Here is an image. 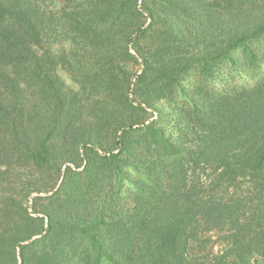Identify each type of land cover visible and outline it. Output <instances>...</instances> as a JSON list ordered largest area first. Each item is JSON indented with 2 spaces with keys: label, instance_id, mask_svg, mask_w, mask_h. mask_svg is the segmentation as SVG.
Here are the masks:
<instances>
[{
  "label": "trees",
  "instance_id": "obj_1",
  "mask_svg": "<svg viewBox=\"0 0 264 264\" xmlns=\"http://www.w3.org/2000/svg\"><path fill=\"white\" fill-rule=\"evenodd\" d=\"M150 1L155 15L143 26L138 0H63L60 16L54 0H0L2 204L14 202L15 165L35 174L20 196L52 191L31 201L46 217L43 232L28 226L26 209L1 229L0 264H264V77L222 116L224 103L210 102L198 133L197 106L182 108L179 143L165 141L156 105L190 67L211 71L264 38V0ZM51 36L64 44L56 54L46 47ZM179 40L192 51L177 56ZM244 52L254 67L261 53ZM57 66L77 89L57 77ZM147 107L156 118L146 123ZM183 160L212 173L193 198L185 187L193 168ZM126 169L135 171L127 205L113 185ZM237 178L253 183L247 199L255 206L242 204L236 187L227 196L225 182ZM218 228L229 249L199 262V235Z\"/></svg>",
  "mask_w": 264,
  "mask_h": 264
},
{
  "label": "rangeland",
  "instance_id": "obj_2",
  "mask_svg": "<svg viewBox=\"0 0 264 264\" xmlns=\"http://www.w3.org/2000/svg\"><path fill=\"white\" fill-rule=\"evenodd\" d=\"M145 0H138V6L141 7V16L142 21H144V25L150 24V18L149 13L155 15V4H153L150 0H146L145 3H147L145 6H143ZM63 0H54L53 2V8L55 10V13L57 16H60V9L62 8ZM159 6V3H158ZM225 6V4L221 5ZM212 8H217V6L213 5ZM152 9V10H151ZM184 41L187 40H179L176 43V47L181 50V54L177 56H183L187 52H191L192 48L186 49L183 47ZM46 46L48 50L54 54H56L61 49L64 44L61 43V41L58 38H54L51 36L50 41L47 43ZM245 47L251 48L255 52L261 53L260 55H257L255 66L253 64H249L248 60L246 58V54L244 52ZM130 52L132 54L135 53V51L131 48ZM233 60H225L223 62H219L214 66V68L211 71H202L200 64H196L189 69H187L185 72L182 73V76L178 80L177 84H172V90L173 94L170 99H162L156 103V105L159 107V110L161 112V124L159 126L163 127L162 135L165 137V141L168 143L177 141H181L182 137L184 136V130L186 123V119L184 116H181L179 113L181 112L182 108L188 109V107L191 106V110L195 106L196 109L195 112L192 113V115L195 118V122H193L192 126L194 129H192V133L195 131L200 132L202 128H200V123L203 122V119L200 116V111L205 110V108L208 107V104L212 102L213 100H220L222 103H224L222 111L218 114L222 116V114L228 110L227 109V102L230 101L231 98H233L235 95H238L239 91H241L243 88H249L253 86L258 80L263 79L264 77V38H261L257 40L254 43H246L244 47H238L233 52ZM133 61H128V66H132L131 70H136V72L140 73L141 66L138 64L132 65ZM56 75L57 77L70 89H77L78 85L73 80V78L68 74L66 70H63L60 66H57L56 69ZM177 107H180L177 109ZM122 113L124 111L120 109ZM226 113V112H225ZM126 114V113H124ZM108 115V114H107ZM106 117V116H105ZM108 118H112L108 115ZM146 123L155 120V113L151 112V108H146ZM197 122V123H196ZM109 123V122H108ZM110 130V129H109ZM179 131L181 132L179 134ZM109 133L103 132L98 135L99 138L103 142H105L107 139L110 138L108 135ZM168 143L165 142V144L168 145ZM185 167H187V171L190 169L192 170L193 167H188L187 164L184 162ZM82 165L80 166V168ZM5 166L1 167V169L5 170ZM33 169L32 166L29 164H21V165H15L14 169L17 172V175H21V179L17 178L14 180L12 184H10V188L8 190L13 191V200L14 202L11 204H2L3 202V196L0 194V231L6 230L8 220L10 218L16 219L17 211L22 212L24 209L29 213V215H32L34 217V221L30 222L28 225L29 227H34L36 229H42V232L44 228L46 227V217L45 215H42L40 212H36L34 209V206L31 205V201L34 197L37 195L40 196H46L50 194L52 191L49 190H42L41 192H35V191H29L30 193L23 197L20 196L16 192H20L24 189L25 185V179H28L29 177L32 178L35 176L34 172L31 170ZM64 168V166H62ZM139 169V167H138ZM30 170V171H29ZM168 172L165 174L168 176L170 168L167 169ZM30 172V174H29ZM132 169H126L123 171V178L120 181L113 182V185L117 184L118 187V195L125 205H127L131 200L129 198V194L131 192L133 193L132 182L135 181V175ZM192 173V174H191ZM212 175L210 170H201L200 168H193L192 172L188 171L187 178L185 180V187H188L189 195L192 194V198L194 196V189L197 186H203L206 184L205 182H209V178H207ZM29 176V177H27ZM253 183L247 178H237L236 182L234 183H226V190L228 192L227 196H233V192L235 190V187L238 189L237 193L239 197L243 200L242 204H249L251 206H255L254 201L247 199V197L252 195L253 189L249 186H252ZM208 187V186H207ZM205 187V188H207ZM108 188V187H107ZM264 190V189H262ZM10 192V191H9ZM2 193V192H1ZM264 195V194H262ZM191 198V197H188ZM191 198V199H192ZM264 200V196H263ZM131 204V203H130ZM5 205V206H3ZM4 209L6 211V216L1 215L2 211L1 209ZM36 208V207H35ZM7 209V210H6ZM250 211V210H249ZM247 211L244 215L250 214V212ZM5 232V231H3ZM1 233V232H0ZM227 230L226 228L222 231L221 228L210 230L209 232L201 233L199 235V238L202 240L200 243V247H196V252L198 254V261L199 262H206L208 258L211 257L210 253L213 255H219L224 254L228 249L229 245L227 244ZM39 237V235H33L32 239H35ZM62 246H67L62 245ZM80 247H84L81 245ZM5 245L0 247V252H5ZM209 255L208 258L205 256ZM18 260V259H17ZM11 263V262H9Z\"/></svg>",
  "mask_w": 264,
  "mask_h": 264
}]
</instances>
